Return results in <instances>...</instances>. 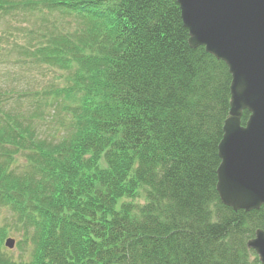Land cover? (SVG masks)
Listing matches in <instances>:
<instances>
[{
    "label": "trees",
    "instance_id": "trees-1",
    "mask_svg": "<svg viewBox=\"0 0 264 264\" xmlns=\"http://www.w3.org/2000/svg\"><path fill=\"white\" fill-rule=\"evenodd\" d=\"M189 39L177 0H0V72L53 76L0 88V212L22 252L0 226V264H262L264 207L217 191L232 76Z\"/></svg>",
    "mask_w": 264,
    "mask_h": 264
},
{
    "label": "water",
    "instance_id": "water-1",
    "mask_svg": "<svg viewBox=\"0 0 264 264\" xmlns=\"http://www.w3.org/2000/svg\"><path fill=\"white\" fill-rule=\"evenodd\" d=\"M192 48L224 61L231 108L219 145L217 191L235 212L264 207V0H177ZM247 111L250 117L242 125ZM12 250L13 238L5 241ZM264 264V231L249 241Z\"/></svg>",
    "mask_w": 264,
    "mask_h": 264
},
{
    "label": "rangeland",
    "instance_id": "rangeland-1",
    "mask_svg": "<svg viewBox=\"0 0 264 264\" xmlns=\"http://www.w3.org/2000/svg\"><path fill=\"white\" fill-rule=\"evenodd\" d=\"M37 22V23H36ZM35 23L38 25L40 24L39 20L32 19V22L23 23L25 25H29V27H34ZM74 23H72L73 25ZM72 25H68V28L71 29ZM36 29V28H35ZM37 37V36H36ZM14 55V54H13ZM2 71L0 72V88H5V86L14 87L18 90H26L32 88L33 90H39L43 85L50 83L53 80V76L49 73H44L41 68L32 67L30 71L25 69L24 67H20L19 64L14 66L12 64L2 66ZM9 71L10 74L5 73V71ZM26 101V100H25ZM52 129V125L50 126ZM4 224L11 225V229L8 228L9 237L16 240V245L19 240V234L15 229L12 222L11 217L9 214L7 215L6 212H0V226H4ZM11 256H14L18 259L22 252L16 246L11 252L9 251Z\"/></svg>",
    "mask_w": 264,
    "mask_h": 264
}]
</instances>
